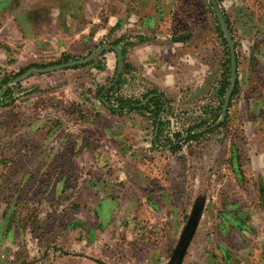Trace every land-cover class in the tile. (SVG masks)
<instances>
[{"label": "rangeland", "instance_id": "obj_1", "mask_svg": "<svg viewBox=\"0 0 264 264\" xmlns=\"http://www.w3.org/2000/svg\"><path fill=\"white\" fill-rule=\"evenodd\" d=\"M217 1L237 58L225 126L173 153L176 134L209 130L231 85L209 0H0V264H264V0ZM147 23L175 70L165 86L141 64ZM108 46L123 54L117 96L171 100L156 145L149 115L97 99L113 51L18 82Z\"/></svg>", "mask_w": 264, "mask_h": 264}, {"label": "trees", "instance_id": "obj_2", "mask_svg": "<svg viewBox=\"0 0 264 264\" xmlns=\"http://www.w3.org/2000/svg\"><path fill=\"white\" fill-rule=\"evenodd\" d=\"M69 59L70 57L67 56L65 58V61H69ZM36 67L38 66L32 65L24 71ZM128 68V66H125L126 70H128ZM124 74L122 73L120 75L119 80L115 84L98 88L96 94L97 99H99L103 103V105L113 116L122 117L124 115L133 113L149 115V120L152 122L154 126V131L156 132V138L154 140V145H156V143L160 141V137L162 136V132L164 131L165 127L170 125V122L163 121L161 116L168 112V105L171 104V100H169L165 96V94L161 93L157 88H152L151 90H149L143 96V101L136 99L135 97L117 96L121 86L124 84ZM10 82V79H5L0 84V108L3 107L2 105L4 104V102L7 101L8 97L10 96L9 94L11 88H8L4 92V88L7 87ZM229 85L230 84L227 81L220 88L218 95L220 97V105L215 111L212 112V115H214L211 116L213 120L212 124L209 126V130L195 134L197 132H200L206 125H208V122H203L194 128H190L186 132L187 139L182 140L183 143L179 141L181 135L176 134L177 141L173 143L170 142L171 144L168 145L170 146V149L173 153H178L182 149L183 144H186L191 140H196L202 136L210 134L225 126V123H218V121L220 120L223 114L224 98L229 88ZM145 100H147V103L143 105V102H145Z\"/></svg>", "mask_w": 264, "mask_h": 264}, {"label": "water", "instance_id": "obj_3", "mask_svg": "<svg viewBox=\"0 0 264 264\" xmlns=\"http://www.w3.org/2000/svg\"><path fill=\"white\" fill-rule=\"evenodd\" d=\"M215 15L217 17V20L225 34V36L227 37L228 40V44L230 46V50H231V74H232V79H231V85L230 88L228 90V92L225 95V104H224V108H223V116H226V113L229 109L230 103H231V98H232V94L235 88V84H236V79H237V58L235 55V48L233 45V40L230 36L229 33V28L225 19V16L223 14V12L221 11V8L218 4L217 0H209ZM109 51H113L117 54L118 56V71L115 77V81L113 84H115L120 77L121 71H122V67H123V54L120 50L119 47L117 46H108L105 48H102L100 50H98L97 52H95L94 54L88 56L87 58L83 59V60H79L76 62H72V63H66V64H61V65H56L50 68H46V69H32L29 70L26 74H24L23 76H21L18 79V82H22L23 80L29 78L33 73H39V74H48V73H53V72H59L62 70H66L69 69L71 67H77V66H85L88 65L92 62H94L97 58L101 57L104 53L109 52ZM147 103V102H146Z\"/></svg>", "mask_w": 264, "mask_h": 264}, {"label": "crops", "instance_id": "obj_4", "mask_svg": "<svg viewBox=\"0 0 264 264\" xmlns=\"http://www.w3.org/2000/svg\"><path fill=\"white\" fill-rule=\"evenodd\" d=\"M144 24H146L144 22ZM153 33V31L150 29L149 24L144 25L141 27V64L145 66L146 74L148 77H150L152 80L156 81L157 83L166 85V82H169L171 80H175L173 77V72L170 71L171 64L167 62L166 58H164L163 54V47L160 46V49L155 44H163L158 43L156 40H148L149 34ZM26 50L30 51H40L43 52V49H38L33 45L31 47H26ZM32 59V58H31Z\"/></svg>", "mask_w": 264, "mask_h": 264}]
</instances>
